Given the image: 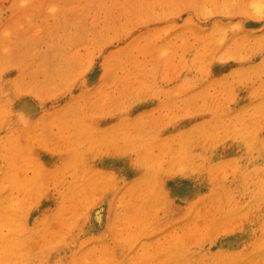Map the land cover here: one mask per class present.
I'll return each mask as SVG.
<instances>
[{"label":"rangeland","instance_id":"1","mask_svg":"<svg viewBox=\"0 0 264 264\" xmlns=\"http://www.w3.org/2000/svg\"><path fill=\"white\" fill-rule=\"evenodd\" d=\"M0 264H264V0H0Z\"/></svg>","mask_w":264,"mask_h":264}]
</instances>
